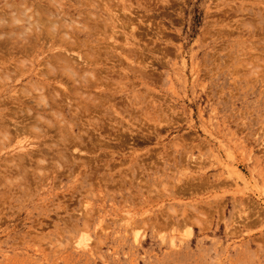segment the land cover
I'll use <instances>...</instances> for the list:
<instances>
[{"label":"rangeland","instance_id":"1","mask_svg":"<svg viewBox=\"0 0 264 264\" xmlns=\"http://www.w3.org/2000/svg\"><path fill=\"white\" fill-rule=\"evenodd\" d=\"M0 264H264V0H0Z\"/></svg>","mask_w":264,"mask_h":264},{"label":"bare ground","instance_id":"2","mask_svg":"<svg viewBox=\"0 0 264 264\" xmlns=\"http://www.w3.org/2000/svg\"><path fill=\"white\" fill-rule=\"evenodd\" d=\"M40 110H42V109H40ZM36 111H37V110H36ZM37 112H38V111H37ZM39 112H40V111H39ZM25 120L27 121V120H31V119H30V117H26V118L23 119L22 121L18 122L20 126H19V127H16V128H15L16 130H14V132L17 131V130H19L18 128H22V129H23V128L26 127L24 124H22L23 121H25ZM16 126H17V125H16ZM14 127H15V126H14ZM25 132H26V130H25ZM6 133H7V132H6ZM16 133H17V132H16ZM20 133H21V132H20ZM7 135H9V134L7 133Z\"/></svg>","mask_w":264,"mask_h":264}]
</instances>
